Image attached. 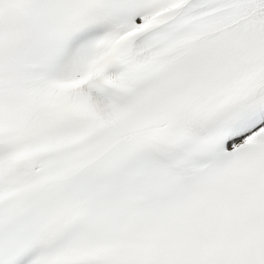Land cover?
Wrapping results in <instances>:
<instances>
[{"label": "snow or ice", "instance_id": "snow-or-ice-1", "mask_svg": "<svg viewBox=\"0 0 264 264\" xmlns=\"http://www.w3.org/2000/svg\"><path fill=\"white\" fill-rule=\"evenodd\" d=\"M0 264H264V0H0Z\"/></svg>", "mask_w": 264, "mask_h": 264}]
</instances>
